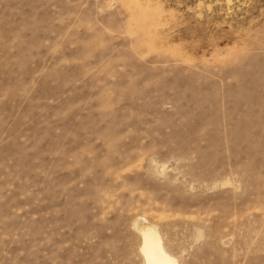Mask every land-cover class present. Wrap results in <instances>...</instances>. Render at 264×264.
<instances>
[{
	"label": "rangeland",
	"instance_id": "374dc122",
	"mask_svg": "<svg viewBox=\"0 0 264 264\" xmlns=\"http://www.w3.org/2000/svg\"><path fill=\"white\" fill-rule=\"evenodd\" d=\"M264 264V0H0V264Z\"/></svg>",
	"mask_w": 264,
	"mask_h": 264
},
{
	"label": "bare ground",
	"instance_id": "6f19581e",
	"mask_svg": "<svg viewBox=\"0 0 264 264\" xmlns=\"http://www.w3.org/2000/svg\"><path fill=\"white\" fill-rule=\"evenodd\" d=\"M143 237L142 252L146 264H176L178 260L167 252L163 244L161 234L156 227L144 224L139 230Z\"/></svg>",
	"mask_w": 264,
	"mask_h": 264
}]
</instances>
